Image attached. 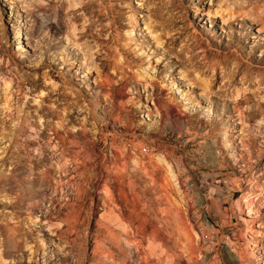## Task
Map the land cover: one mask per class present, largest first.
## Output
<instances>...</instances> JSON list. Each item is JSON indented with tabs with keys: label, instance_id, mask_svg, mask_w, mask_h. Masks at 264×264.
Returning a JSON list of instances; mask_svg holds the SVG:
<instances>
[{
	"label": "rangeland",
	"instance_id": "1",
	"mask_svg": "<svg viewBox=\"0 0 264 264\" xmlns=\"http://www.w3.org/2000/svg\"><path fill=\"white\" fill-rule=\"evenodd\" d=\"M262 197L264 0H0V264H260Z\"/></svg>",
	"mask_w": 264,
	"mask_h": 264
},
{
	"label": "bare ground",
	"instance_id": "2",
	"mask_svg": "<svg viewBox=\"0 0 264 264\" xmlns=\"http://www.w3.org/2000/svg\"><path fill=\"white\" fill-rule=\"evenodd\" d=\"M258 30H259V29H258ZM258 30H257V31H258ZM234 130H235V129H234ZM239 141H240V140H239ZM243 145H246V144H243ZM238 149H242V148L240 147V148H238ZM240 157H242V156H240ZM244 163H245V161H244V159H243V160L241 161L240 165L243 166V165H245ZM260 196H263V195H260ZM260 196H259V197H260ZM259 197H258V198H259ZM258 198H256V199H258ZM262 198H264V197H262ZM256 201H258V200H256ZM258 202H259V201H258ZM259 203H260L259 205L257 204V205H258V209L264 207V200H263V201L260 200ZM250 204H251V203H250ZM250 204H249V205H250ZM245 208L248 209V212H251V211H252V210H250V207H249L247 204H246V207H245ZM254 208H255V207H254ZM256 208H257V207H256ZM167 210L169 211V208H167ZM167 210H166V211H167ZM170 212H171V210L169 211V213H166V212H165V213L168 215V214H170ZM248 212H247V213H248ZM171 213H173V211H172ZM170 215H171V214H170ZM170 215H169V216H170ZM115 216H116V215H115ZM115 216H114V217H115ZM171 216H172V215H171ZM155 219H156V218H155ZM182 221H183V220H182ZM181 224H182V223H181ZM253 225H254V226H259L258 224H255V223H251L249 226H253ZM249 226H248V231L251 229V228L249 229ZM180 228H181V227H180ZM179 230H181V229H179ZM177 231H178V230H177ZM154 232H155V231H154ZM151 234H152V233H151ZM247 234H248V233H247ZM185 237H186V236H185ZM248 237H251V236L248 235ZM249 246H253V247L251 248V251H255V249H259V246H258V240H255V242H250V243H249ZM249 248H250V247H249ZM261 251H264V249L262 248V249L260 250V252H261ZM260 264H264V261L261 262Z\"/></svg>",
	"mask_w": 264,
	"mask_h": 264
}]
</instances>
